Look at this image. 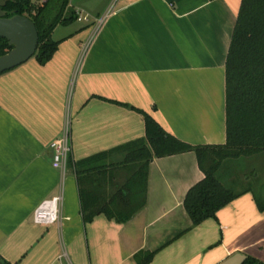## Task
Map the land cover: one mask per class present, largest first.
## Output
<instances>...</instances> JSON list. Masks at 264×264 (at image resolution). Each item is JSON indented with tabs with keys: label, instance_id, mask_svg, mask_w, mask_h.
<instances>
[{
	"label": "crops",
	"instance_id": "obj_1",
	"mask_svg": "<svg viewBox=\"0 0 264 264\" xmlns=\"http://www.w3.org/2000/svg\"><path fill=\"white\" fill-rule=\"evenodd\" d=\"M114 2L70 0L92 22L58 26L48 63L33 57L0 75L1 263L223 264L239 253L264 262L255 191L193 226L184 202L205 177L195 152L150 162L145 205L128 222L84 221L83 205L106 208L135 176L140 163L128 156L146 138L142 113L191 146L227 142L226 63L242 0H118L82 57ZM68 115L63 179L50 144ZM60 195L59 221L35 223L39 205Z\"/></svg>",
	"mask_w": 264,
	"mask_h": 264
},
{
	"label": "trees",
	"instance_id": "obj_2",
	"mask_svg": "<svg viewBox=\"0 0 264 264\" xmlns=\"http://www.w3.org/2000/svg\"><path fill=\"white\" fill-rule=\"evenodd\" d=\"M70 0H16L4 10L7 17L23 15L35 22L39 46L34 58L42 65L48 63L59 48L60 41L52 37L58 26L78 20L76 11L69 8ZM13 46L0 38V56ZM227 142L218 146H191L168 134L146 113V138L131 145L128 160L139 162L135 176L115 195L106 208L89 210L83 205L85 222L105 214L119 223L132 219L145 205L147 172L155 158L195 152L205 177L192 187L185 199V208L199 226L228 206L242 193L228 187L220 172L228 160H241L264 155V0H242L226 63ZM128 149V148H127ZM252 190V189H250ZM83 198L84 193L82 192ZM255 201L264 211V200L255 192ZM85 204V203H84ZM151 254L147 260L153 259ZM0 264H8L1 263ZM243 264H264L247 257Z\"/></svg>",
	"mask_w": 264,
	"mask_h": 264
},
{
	"label": "water",
	"instance_id": "obj_3",
	"mask_svg": "<svg viewBox=\"0 0 264 264\" xmlns=\"http://www.w3.org/2000/svg\"><path fill=\"white\" fill-rule=\"evenodd\" d=\"M16 0H0V38L7 39L13 49L0 56V75L15 69L33 58L39 46V32L35 22L23 15L8 18L4 8ZM247 257L235 254L223 264H243Z\"/></svg>",
	"mask_w": 264,
	"mask_h": 264
},
{
	"label": "built area",
	"instance_id": "obj_4",
	"mask_svg": "<svg viewBox=\"0 0 264 264\" xmlns=\"http://www.w3.org/2000/svg\"><path fill=\"white\" fill-rule=\"evenodd\" d=\"M117 1L111 5V7L102 15L101 17L95 19L94 21V34L89 41L82 45V57H85L89 48L91 47L96 35L105 25L107 20L116 13ZM78 21L84 23L92 22V18L88 14L77 11ZM50 149L53 152V167L58 170L62 178L64 179L67 175L69 168L70 155L72 153L73 147L71 142V119L68 115L67 120L64 125L62 135L54 140L50 144ZM63 202V197L60 195L51 200L44 201L36 209L34 213V221L37 224L50 225L54 224L60 219V207Z\"/></svg>",
	"mask_w": 264,
	"mask_h": 264
},
{
	"label": "rangeland",
	"instance_id": "obj_5",
	"mask_svg": "<svg viewBox=\"0 0 264 264\" xmlns=\"http://www.w3.org/2000/svg\"><path fill=\"white\" fill-rule=\"evenodd\" d=\"M32 1L42 2V0ZM220 177L234 191L240 193L252 189L264 200V155L228 160L223 165Z\"/></svg>",
	"mask_w": 264,
	"mask_h": 264
}]
</instances>
